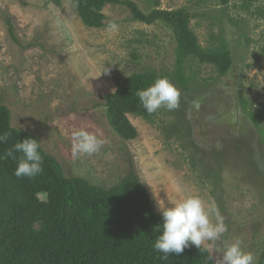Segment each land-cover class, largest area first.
Listing matches in <instances>:
<instances>
[{"label": "rangeland", "instance_id": "rangeland-1", "mask_svg": "<svg viewBox=\"0 0 264 264\" xmlns=\"http://www.w3.org/2000/svg\"><path fill=\"white\" fill-rule=\"evenodd\" d=\"M128 1L145 14L154 3L186 9L201 47L226 41L229 72L188 63L187 88L173 83L179 107L149 121L129 115L137 138L124 141L109 126L104 97L134 73H172L171 30L134 21L120 6H105L104 26L91 29L70 0H0V102L11 127L33 135L65 177L108 189L134 173L159 214L186 195L214 200L228 229L223 239L239 238L254 264H264V114L258 128L248 117L264 100V19L255 13L264 0L248 11L242 0H229L226 10L218 0ZM81 129L107 141L98 153L73 155L72 133ZM209 243L202 248L218 264L219 242Z\"/></svg>", "mask_w": 264, "mask_h": 264}, {"label": "trees", "instance_id": "trees-1", "mask_svg": "<svg viewBox=\"0 0 264 264\" xmlns=\"http://www.w3.org/2000/svg\"><path fill=\"white\" fill-rule=\"evenodd\" d=\"M49 1L60 5V0ZM70 1L87 28H102L106 19L103 9L112 5L127 9L134 21L148 26L161 22L172 32L176 44L172 73H134L104 97L109 126L124 141L137 138L129 115L147 121L155 115L142 107L138 90L146 89L158 77H167L186 89V65L190 62L211 65L220 76L232 67L226 41L220 37L215 45L201 47L190 28L191 15L184 8L160 10L154 3L145 14L128 0ZM242 1L241 8L248 11L257 0ZM218 2L224 10L228 8L229 0ZM255 13L264 19L262 9ZM9 32L15 40L10 25ZM258 107V113L248 114L256 128L264 114V100ZM10 123V112L0 102V134H9L8 140L0 143V264H214L204 248L194 245L167 258L153 250L162 217L134 173L104 189L82 177H65L58 162L40 146L43 172L34 178L16 177L17 162L4 158L5 150L25 138H36Z\"/></svg>", "mask_w": 264, "mask_h": 264}, {"label": "clouds", "instance_id": "clouds-1", "mask_svg": "<svg viewBox=\"0 0 264 264\" xmlns=\"http://www.w3.org/2000/svg\"><path fill=\"white\" fill-rule=\"evenodd\" d=\"M117 25L108 23V30L114 31ZM108 72V71H107ZM106 72V73H107ZM136 95L142 107L149 113L164 108L173 111L179 107L180 91L167 77H158L153 84ZM8 133L0 134V143L8 140ZM73 155L98 153L107 142L86 130L72 133ZM40 142L25 138L5 150L4 158L17 162L14 174L18 178H34L43 172V157L40 154ZM15 153H19L17 156ZM162 217L160 234L155 238L153 250L164 258L170 254H181L190 245L201 248L205 242L209 248L219 242L216 249L221 258L218 264H254L253 253L246 251L239 238L229 241L223 239L227 232L225 218L220 213L216 202L209 199L207 204L197 195H186L173 206L159 208Z\"/></svg>", "mask_w": 264, "mask_h": 264}]
</instances>
